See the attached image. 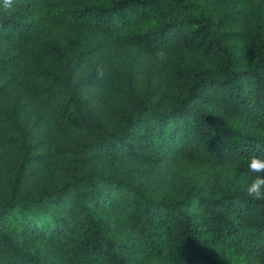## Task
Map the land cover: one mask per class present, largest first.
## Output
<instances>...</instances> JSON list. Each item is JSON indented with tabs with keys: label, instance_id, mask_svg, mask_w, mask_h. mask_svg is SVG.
Instances as JSON below:
<instances>
[{
	"label": "trees",
	"instance_id": "1",
	"mask_svg": "<svg viewBox=\"0 0 264 264\" xmlns=\"http://www.w3.org/2000/svg\"><path fill=\"white\" fill-rule=\"evenodd\" d=\"M123 47L186 65L170 66L169 97L133 91L108 125L88 88ZM11 87L70 157L58 182L26 189L49 157L0 105V264H264V198L230 186L169 197L112 173L128 162L264 161V0H0V100ZM86 128L89 138L67 140Z\"/></svg>",
	"mask_w": 264,
	"mask_h": 264
},
{
	"label": "rangeland",
	"instance_id": "2",
	"mask_svg": "<svg viewBox=\"0 0 264 264\" xmlns=\"http://www.w3.org/2000/svg\"><path fill=\"white\" fill-rule=\"evenodd\" d=\"M186 59H189V63L193 61L191 57ZM171 65L185 66L186 60L172 53L150 55L131 47L109 49L106 57H103L99 63V75L95 78L94 84L88 88L91 113L102 123L112 125L115 119L114 111L126 105L127 94L133 91H154L157 96L164 94L169 97L178 84L170 71ZM91 70V62L88 61L81 70L82 75L88 74ZM1 104L13 112L12 115L25 130H32L37 138L41 139V153L48 155L50 160L37 167L36 173L25 188L38 189L48 183L52 185L58 182L62 176V162L70 157V155L61 156L56 152V147L61 145L58 141L61 138L58 129L48 121L35 126L38 116L35 114L36 106L21 87L8 89L7 96L0 100ZM70 131V136L66 134L69 141L86 139L91 135L90 128ZM8 159V153H4L0 166L2 173L7 171ZM112 173L118 178L132 175L159 195L169 197L179 195L183 187L211 191L230 186L246 191L247 186L255 179L264 178V169L256 171L239 166L210 167L202 163L186 161H173L158 168L128 162Z\"/></svg>",
	"mask_w": 264,
	"mask_h": 264
},
{
	"label": "clouds",
	"instance_id": "3",
	"mask_svg": "<svg viewBox=\"0 0 264 264\" xmlns=\"http://www.w3.org/2000/svg\"><path fill=\"white\" fill-rule=\"evenodd\" d=\"M3 6L5 9L13 8V0H3ZM250 169L260 171L264 169V161L253 159L250 164ZM248 196L254 199L264 198V178L258 177L250 185L247 186Z\"/></svg>",
	"mask_w": 264,
	"mask_h": 264
}]
</instances>
